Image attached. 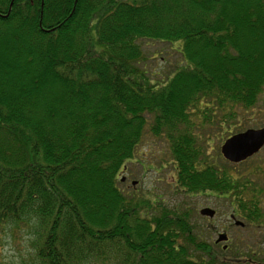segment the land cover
<instances>
[{"label": "trees", "instance_id": "1", "mask_svg": "<svg viewBox=\"0 0 264 264\" xmlns=\"http://www.w3.org/2000/svg\"><path fill=\"white\" fill-rule=\"evenodd\" d=\"M143 39L182 42L167 84ZM263 91L264 0H0V229L34 234L31 264H228L192 208L121 176L153 138L174 193L225 194L206 132Z\"/></svg>", "mask_w": 264, "mask_h": 264}, {"label": "rangeland", "instance_id": "2", "mask_svg": "<svg viewBox=\"0 0 264 264\" xmlns=\"http://www.w3.org/2000/svg\"><path fill=\"white\" fill-rule=\"evenodd\" d=\"M140 41L146 54V60L143 64L144 67L151 74L157 70L161 71L162 76L160 73H155L161 76L160 79L158 78L159 81H157V83L167 84L175 73L186 64L181 50V41L166 42L159 40L155 41L154 39H143ZM244 115V127L257 128L264 124V91L257 105L245 112ZM208 132L213 138L209 152L211 156H216L218 154L217 150L221 153L220 149L226 138L221 137L216 128L213 130L208 129L206 133ZM164 158L163 142L153 138L144 139L138 148L137 159L132 163H128L127 169L122 173L121 177L124 179L123 187L126 190H130L133 181L136 182L134 187L138 190H145L153 187L155 188V193L162 196L161 203L164 204L165 198V204L172 208L175 206L179 208H192L197 220H200V215L197 211L199 206H201L202 203L209 204L218 210L216 221L219 227L223 228L226 212L225 206L228 200L207 196L188 197L174 193V184H170L174 180V178L170 177V166H167L165 169L164 167H160V165H164ZM141 160L142 162L139 164L137 161ZM226 164L225 159L221 158L219 165L227 168ZM25 233L27 232L22 233V235L18 234L14 237L8 229H0V264L32 263L31 258L34 252L32 241L34 234ZM215 238H217V236Z\"/></svg>", "mask_w": 264, "mask_h": 264}, {"label": "flooded vegetation", "instance_id": "3", "mask_svg": "<svg viewBox=\"0 0 264 264\" xmlns=\"http://www.w3.org/2000/svg\"><path fill=\"white\" fill-rule=\"evenodd\" d=\"M251 128L254 127L246 126L239 132ZM260 128H264V124L254 129ZM224 159L229 177L227 192H203L193 196L228 200L224 226L219 227L216 221L218 210L202 203L198 208L200 220L196 219L195 229L200 236L208 238V244L224 251L223 258L228 264H264V141L257 151L244 160L234 162ZM206 207L216 211L213 217L202 214V209ZM221 234L226 239L218 242Z\"/></svg>", "mask_w": 264, "mask_h": 264}, {"label": "water", "instance_id": "4", "mask_svg": "<svg viewBox=\"0 0 264 264\" xmlns=\"http://www.w3.org/2000/svg\"><path fill=\"white\" fill-rule=\"evenodd\" d=\"M264 141V128L248 129L245 132H238L225 139L221 146V153L224 158L239 162L257 151ZM135 183V182H134ZM202 214L213 217L215 210L209 207L202 209ZM226 239L224 234L218 238V242Z\"/></svg>", "mask_w": 264, "mask_h": 264}]
</instances>
